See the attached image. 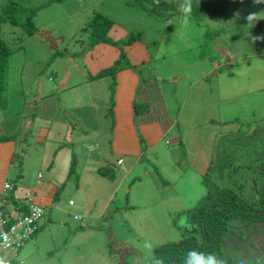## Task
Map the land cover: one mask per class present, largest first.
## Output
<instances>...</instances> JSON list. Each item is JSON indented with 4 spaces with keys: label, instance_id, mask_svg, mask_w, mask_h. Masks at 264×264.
Wrapping results in <instances>:
<instances>
[{
    "label": "rangeland",
    "instance_id": "374dc122",
    "mask_svg": "<svg viewBox=\"0 0 264 264\" xmlns=\"http://www.w3.org/2000/svg\"><path fill=\"white\" fill-rule=\"evenodd\" d=\"M5 1L0 0V13ZM15 1L37 10L33 17L36 30L27 35L8 21L1 24L0 36L11 55L0 80V115L6 117L3 125L0 117V130L14 139L0 140V166L2 162L8 170V183H15L13 189L22 201L37 180L51 179L47 169L53 157L64 154L58 150L62 144L77 153L69 149L76 158L78 177L72 173L56 188L55 199L42 203L46 216L43 208L36 237L41 240L30 239L29 254H39L45 262L52 253L47 264H148L164 246L191 236L200 240L193 214L209 201L211 188L233 191L254 206L256 188L264 185V84L258 90L252 80L258 75L264 78V0H193L187 19L182 11L186 0H160L159 4L154 0ZM97 12L143 39L154 69L150 75L155 81L162 79L161 92L167 96L161 106L171 126L155 148L121 155L130 167L126 189L137 185L138 178L141 188L133 187L123 201L108 204L88 227V211L75 190L78 187V194L86 191L91 197L102 193L100 172L91 163L96 158L101 161L102 156L89 153L86 145L78 146L74 142L77 133L84 136L87 132V140H96L99 150L107 124L103 114L121 124L118 115L131 101H140L139 82L114 93L110 83L96 88L82 85L74 91L75 81L88 73L85 51L93 47L86 42L83 29ZM26 14L23 11L21 16ZM225 33L227 44L238 46L235 51L263 56L225 64L221 53ZM136 42L130 45L135 43L137 48ZM124 55L121 63L134 67L125 51ZM211 59L220 63L221 76L214 74ZM254 62L262 63L259 71ZM139 73L142 84L152 80L146 81L145 74ZM112 76L108 78L113 80ZM42 117L47 130L55 129L49 130L39 146L40 130H30ZM103 138L114 142V134ZM43 152L47 156L39 162ZM101 163L100 170L117 175L116 187L119 180L125 181L119 172L125 173L126 164L117 167L114 159L108 168L106 162ZM2 183H6L4 178L0 189ZM105 195L96 200V207L103 206ZM181 215L187 216V227L177 224ZM231 226L224 249L235 258L234 264H264V222L247 224L235 218ZM146 242L151 243L150 250L144 247Z\"/></svg>",
    "mask_w": 264,
    "mask_h": 264
},
{
    "label": "crops",
    "instance_id": "0c3cea01",
    "mask_svg": "<svg viewBox=\"0 0 264 264\" xmlns=\"http://www.w3.org/2000/svg\"><path fill=\"white\" fill-rule=\"evenodd\" d=\"M127 30H128L127 28L119 27L114 23L112 24L108 32V36L114 41H120L124 39L128 33H132L131 31L128 32ZM223 37H224V42L221 43V47H222L221 53H222V57L223 58L225 57V64L227 65H232V64L236 65L243 58H250L253 56H258V57L263 56V53H260V52L259 53L254 52V53L248 54L243 51V53L240 54L239 52L235 51V50H239L238 46L230 47L227 44L226 33L224 34ZM142 40L143 39L141 37L139 40H136L138 41L136 42L137 48L134 45L135 43L133 45H126L123 47V50L125 51L126 56L128 57L127 60L129 59L130 62L134 63V67L129 65L131 67L130 68L128 65H124L122 68L118 69L116 73L112 76V78L115 77L113 80H110L108 78V75L97 76V74L101 70L107 67H110L111 65H114L115 61L120 57V49L117 46H114L110 43H104V42L93 45V47L90 50L85 51V56L83 58L85 64L87 65L88 73L84 75V77H81L80 79H77L75 81L76 83H78V86L74 89L75 92L79 91L82 85H87V86L89 85V86L96 88V87L109 86L108 83H110V85L112 86L114 84L113 86L114 90H112L113 93L116 91L119 92V90L121 89L123 90H125L126 88L129 89L131 86L134 88L139 82V90H137V92H138V97L140 101H135V100L131 101L127 105L126 110L123 111V114L120 113L118 115L119 119L122 120L121 124H118L116 119L110 118L109 115L105 113L103 114V116L100 115L104 119H106V123H107L106 125H104L105 127L103 130V136L106 134L107 135L112 134L113 136L114 134L113 144H112V141H109L112 137L109 139H106V138H103V136H101V139H102L101 141L103 142V145L109 144L110 146L106 148L105 145L104 146L102 145V147L98 150L96 140L94 139L87 140L88 138L87 132H83L85 134L84 136L77 133L79 137L78 139H75L76 141H74V142L78 141L77 142L78 146L86 145L87 151L93 154L95 157L102 156L101 161H98V158H96L95 160L91 162V163L95 162L92 165V168H94V170L98 168L97 173L100 171V169H102L98 167L102 165L101 162L103 163L106 162L108 168L111 167L112 161L114 159L116 160L117 167H122L124 164H126V168H125L126 171L124 174L118 171L119 175H123V178H125V181L119 180V184L117 187L115 185L117 182L116 180L118 179L117 175H113L112 178H109V177L103 176L98 173V175L101 176V180L103 182V184L99 183L100 184L99 188H103V189H99V190H102L101 194L97 193L96 195L91 197L87 194L86 191H84L83 194H78V190H79L78 187L75 190L76 195L81 196V199H79L80 204L84 205L85 210L88 211V214L85 215L89 219V221L87 222L88 227L92 225V223H90L91 220H94L95 218L99 217L103 213L104 209L108 208L107 207L108 204H114V203L123 201L126 195L128 193H131V190L133 187L136 188V191H139L141 188L142 179L138 178L137 185L130 186L131 188L129 187L126 189L125 184L128 180H130V176L128 175V172H130V167H128L126 161H124V158L122 156H125L126 154H128V156H133L137 153L142 154L145 152V150L152 148L151 146H154L155 148L156 145H159L162 142V140L166 137V135L168 134L167 130L171 126L170 122L165 119L164 117L165 109H163L164 107L161 106L162 101L164 100V98H166L165 96H167V95H164L163 92H161L162 89H161L160 83L162 79H158L157 81H155L154 80L155 76L151 77L150 74H153L154 69L150 67V64H152V62L146 55V53H150V50L146 52L145 47H144L145 44L143 46ZM210 61H213V59H211ZM254 63L256 64L257 70L259 71L262 66V63L261 62H257V63L254 62ZM252 65L253 64H251L250 66ZM219 66H220V63H218V61L212 62V67L215 68L214 74L217 76L222 75L220 72ZM137 68L139 69L141 73L145 74L144 78H146V81L148 79H152L151 81L148 82V84H145L144 81L142 84L141 79H140V73L137 70ZM252 80L255 85V88L258 90L261 88L262 84H264V78L263 77L261 78L260 75H258V77L252 78ZM64 91L66 92V89H64ZM131 94H133V92H131ZM112 102L114 103L115 101L112 100ZM119 102L122 105L121 107H124L123 106L124 101L119 100ZM157 104L160 105V109L155 108ZM114 107L115 105L113 106V109ZM138 108H147V109L146 111L137 113ZM2 109L3 107L0 106V110ZM0 117L2 120L1 125H3V122H5L3 120L6 119V117H3L2 115H0ZM44 119L45 118L42 117V119L35 122V124L30 130V131L34 129H38V131L40 130L39 135H37L40 138L38 140L39 146H42L44 144V140L42 141L41 139H44L43 137L47 136L49 134V130H51V129L47 130V128L44 126V123L42 122ZM29 122L30 121H28L27 124H29ZM165 122H167L168 124L166 125ZM31 125H32V121H31ZM52 128L53 130L51 131L54 132L55 128L53 126ZM87 128L90 129V127H87ZM93 130H94V133L98 134L97 130L96 132H95V129ZM0 133H2L0 135V138L7 137L6 139H14L12 137H9L10 135H6L5 131L3 132L0 130ZM143 144L148 146V147H145L144 150L142 149ZM67 147H68L67 143L62 144L61 148H59L58 150L63 149L62 153L64 154H61L55 158L53 157L52 160L54 162L47 169L48 177L51 179H47L45 181L37 180L35 183V186L32 189H30V191L25 193V198H24L25 200L21 201L20 197H18L20 195L17 196L15 194L14 189L12 191L5 192L3 189L4 183H2V187H1L2 189H0V201L4 205L3 209H1L4 215L6 216H8L9 214L14 215L18 213L19 211L21 213H25L26 212L25 208L27 204L29 203L28 199L30 197L33 198L34 202H37L41 198L40 200L41 203H38V202L36 203L40 206H42L43 202H49L50 200L55 199L56 188L60 186V184L66 182L68 178L72 176V174L69 173L70 165L72 163V160L73 162L76 160V158L72 155V151L75 152L76 150H73L72 146H69V148ZM69 149L72 151L70 152ZM95 149L97 151H93ZM75 154L77 155L76 152ZM46 156L47 154L43 152L41 157H39L37 160L39 162L45 161ZM26 157L27 156H25V158ZM118 160H121V163L118 164L117 163ZM97 162H100V164H98ZM1 164L3 165L2 162ZM2 165L0 166V186H1V182L3 178L6 180V183L9 182L7 179L8 170L6 169V167H3ZM10 170L11 169H9V171ZM73 170H74L73 173H75L77 176V169H76V166L74 168V163H73ZM23 172L25 173L26 170ZM10 183L13 184L14 187H16L15 183L13 182H10ZM84 189L85 188H82L81 190H84ZM105 192H106V195L104 196L105 202L102 203L104 207L103 206L101 207V205L99 206L101 208L96 207L95 206L96 200L97 199L102 200L103 198L102 195ZM10 195L15 201L14 204L9 199ZM28 196L30 197L28 198ZM33 200H31V202ZM69 205L73 206L72 204H69ZM91 206L92 208L90 209ZM93 207L95 208L94 210L97 211V213H94L92 211ZM43 208L45 209L44 216H46V208L45 207ZM67 210H68L67 212H70L69 208ZM48 216L50 215L48 214ZM77 216L79 215H74V218L78 221H81V218L77 219ZM58 217L61 218V216L59 215ZM38 232H39V228L30 239L34 238L36 241L38 239L41 240V237L36 238ZM30 239L24 242L23 245L15 252L9 249H5L0 245V264H9L14 261H17L18 264L20 262H22L23 264H47V262L53 258V254L50 253L47 256L49 258L45 262L40 261L42 256H40L39 254H37V256L29 254L28 251H31V250L29 249L28 246L31 244L30 242H32L30 241ZM24 248L26 249L25 251H24ZM25 259L26 260L28 259L29 263H27ZM52 264H55V263H52Z\"/></svg>",
    "mask_w": 264,
    "mask_h": 264
},
{
    "label": "trees",
    "instance_id": "16d2710c",
    "mask_svg": "<svg viewBox=\"0 0 264 264\" xmlns=\"http://www.w3.org/2000/svg\"><path fill=\"white\" fill-rule=\"evenodd\" d=\"M23 4L24 3H18L15 0L5 1V7L2 13H0V28L2 22L8 21L14 26L21 27L23 32L27 35H34L36 27L33 23V17L37 10L33 8L29 9L28 6ZM23 11H27L29 14L22 17L21 13H23ZM112 24L113 22L110 18L97 12L88 23V26L83 29L85 35L87 34L86 42L90 45L93 46L104 42L117 46L120 49V57L115 61L114 65L101 70L97 76L114 75L118 69L124 66L121 63V58L125 56L123 47L140 39L139 33H128L126 37L120 41L112 40L108 36ZM56 54L55 52L53 56ZM10 55L11 50L0 36V80L6 75V63ZM141 109V112H143L146 111L147 108ZM6 138L7 137L0 138V140ZM73 163L72 160L69 170L70 174L74 172ZM262 171L264 170L261 169V172ZM99 172L103 176L109 178L113 177L110 171V174L102 170ZM256 189V199L252 202L254 206H250L249 202H247L248 200L242 199L233 191L211 188V191L208 192L209 201L193 214L197 223V231L200 240L191 236L178 243L164 246L161 253L158 255L155 254L154 260L148 262V264H155L156 261H161V264H184V259L190 250L212 253L222 261V264H234V262H236L234 261L235 258L228 256L224 249L225 235L232 230L231 221L235 218H240L247 224L264 222V185H262L260 190H258V188ZM9 199L13 204L15 203L11 195ZM3 207L4 205L2 204L1 208L3 209Z\"/></svg>",
    "mask_w": 264,
    "mask_h": 264
},
{
    "label": "built area",
    "instance_id": "2783aa9c",
    "mask_svg": "<svg viewBox=\"0 0 264 264\" xmlns=\"http://www.w3.org/2000/svg\"><path fill=\"white\" fill-rule=\"evenodd\" d=\"M118 163L121 161L119 160ZM11 190H13L11 184H4V191ZM28 200L26 213L9 214L8 216L1 211L2 203L0 201V245L3 248L15 252L36 232L38 221L43 216L44 209L40 205L30 202V198ZM20 264L23 263L20 262Z\"/></svg>",
    "mask_w": 264,
    "mask_h": 264
},
{
    "label": "clouds",
    "instance_id": "9594fccd",
    "mask_svg": "<svg viewBox=\"0 0 264 264\" xmlns=\"http://www.w3.org/2000/svg\"><path fill=\"white\" fill-rule=\"evenodd\" d=\"M257 2L259 3V2H261V0H257ZM154 3L159 4L160 0H154ZM192 3H193V0H186V2L184 4V7H183L182 11H183L186 19H187V16L190 14ZM4 184H6V183H4ZM7 184H11V183H7ZM11 185L13 186V184H11ZM13 188H14V186H13ZM3 189H4V187H3ZM5 192H7V191H5ZM30 202H31V200H30ZM69 204H72V203L70 202ZM25 209H26V212H27V206H26ZM177 224L180 225V226L187 227L188 226L187 216L186 215L179 216L178 219H177ZM37 226H38V224H37ZM37 230H38V228H37ZM144 247L150 250L152 248V245H151V243H147L146 242ZM156 264H161V261H156ZM184 264H222V261L220 259H218V257L216 255L212 254V253H204V252L199 251V250H190V251H188V253H187V255H186L185 259H184Z\"/></svg>",
    "mask_w": 264,
    "mask_h": 264
}]
</instances>
